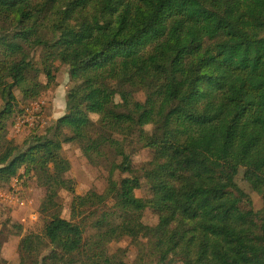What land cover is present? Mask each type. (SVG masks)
Here are the masks:
<instances>
[{
    "label": "trees",
    "instance_id": "1",
    "mask_svg": "<svg viewBox=\"0 0 264 264\" xmlns=\"http://www.w3.org/2000/svg\"><path fill=\"white\" fill-rule=\"evenodd\" d=\"M56 62L74 84L65 114L17 144L16 92L36 101ZM0 99V188L23 168L46 188L40 213H58L40 233L2 223L0 250L20 237L16 264H106L126 238L136 257L119 264H264V0H0ZM64 143L104 175L102 193H76ZM148 215L146 242L134 233Z\"/></svg>",
    "mask_w": 264,
    "mask_h": 264
},
{
    "label": "rangeland",
    "instance_id": "2",
    "mask_svg": "<svg viewBox=\"0 0 264 264\" xmlns=\"http://www.w3.org/2000/svg\"><path fill=\"white\" fill-rule=\"evenodd\" d=\"M51 71L56 74V82L53 87H49L47 91L43 92L47 100V105L45 107L46 112L42 115L40 120L38 119L33 123H25L20 129L15 127L16 120L18 118H25L32 102H29V100L24 98L19 90L16 92L18 101L20 102L19 106L21 113L15 118L9 131L11 132L10 136L16 140L17 144L24 142L27 136L32 132L39 136L46 135V132L53 123L65 114L67 94L69 89L74 87V84L70 80L68 70L65 67H61L59 62L52 65ZM42 80L44 83L47 82L45 76L42 77ZM113 99L115 102L119 101V98L116 96H114ZM90 117L98 126L103 127L115 135L125 134L124 121L119 118L99 115H91ZM135 117V113L129 114L130 120H133ZM14 133H19V135L17 136ZM61 139L63 142L65 141V137H62ZM63 147L67 157V161L64 164L65 175L67 178L76 182V193L82 194L90 190L102 193L106 186L104 175L91 167L89 160L83 155L78 147H73L66 143L63 144ZM147 153L148 152L145 149L138 150L136 152V162L140 165L147 162L150 158ZM244 171V168L240 169L237 182L242 189L253 196L254 208L260 210L263 207L262 199L257 196V194H255L245 182L243 178ZM32 178L33 177H28L25 170L22 168L19 171L12 173L8 183L0 188V231L2 229V223L9 219L13 223H18L23 227V235L40 233L45 222L53 219L58 214L56 211L47 214L40 213L39 207L46 196V188L42 185V182L35 180L36 178ZM133 189L137 197H144L146 187L142 180L133 183ZM71 197L72 195L67 194L62 198L65 209L67 208L66 205L69 204ZM109 206H104L102 211L109 210ZM65 209L62 208L63 213ZM147 223L148 225L143 232L134 233L137 238L146 242L152 240L156 219H153L148 215ZM3 239V244L0 250V264H16L19 260L20 237L14 233L11 236L4 235ZM132 246V240L127 238L117 244H113L111 246V251L119 258H109L105 263L119 264L120 259L132 262L137 253V249ZM87 264H94L92 257L87 259Z\"/></svg>",
    "mask_w": 264,
    "mask_h": 264
},
{
    "label": "built area",
    "instance_id": "3",
    "mask_svg": "<svg viewBox=\"0 0 264 264\" xmlns=\"http://www.w3.org/2000/svg\"><path fill=\"white\" fill-rule=\"evenodd\" d=\"M47 100L45 94H42L36 101L31 103L30 109L27 111V115L24 119L18 118L15 123V127L20 129L25 123H33L36 120H40L42 115L46 112L45 107ZM15 134V133H14ZM15 135H19L16 133Z\"/></svg>",
    "mask_w": 264,
    "mask_h": 264
}]
</instances>
